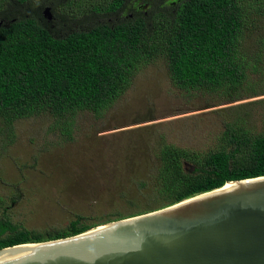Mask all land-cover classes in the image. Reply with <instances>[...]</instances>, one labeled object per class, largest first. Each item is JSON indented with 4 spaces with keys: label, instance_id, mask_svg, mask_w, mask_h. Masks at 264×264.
<instances>
[{
    "label": "trees",
    "instance_id": "1",
    "mask_svg": "<svg viewBox=\"0 0 264 264\" xmlns=\"http://www.w3.org/2000/svg\"><path fill=\"white\" fill-rule=\"evenodd\" d=\"M0 21V133L47 115L72 141L80 112L102 117L161 59L175 88L211 104L264 93V0H0ZM236 110L217 112L224 131L211 152L162 143L152 179L139 182L136 195L123 191L114 212L77 214L63 229L35 232L4 214L0 250L75 236L263 177L264 125L250 127L251 114L233 118Z\"/></svg>",
    "mask_w": 264,
    "mask_h": 264
},
{
    "label": "rangeland",
    "instance_id": "2",
    "mask_svg": "<svg viewBox=\"0 0 264 264\" xmlns=\"http://www.w3.org/2000/svg\"><path fill=\"white\" fill-rule=\"evenodd\" d=\"M258 47L253 42L252 49ZM131 84L102 117L80 112L72 141L62 139L47 115L21 119L12 131L3 127L0 219L6 214L20 229L35 232L63 229L77 214L114 212L123 191L136 195L138 183L152 179L162 143L211 152L224 131L217 112L233 108V118L251 114L250 127L264 125V93L211 104L206 95L175 88L162 59Z\"/></svg>",
    "mask_w": 264,
    "mask_h": 264
},
{
    "label": "water",
    "instance_id": "3",
    "mask_svg": "<svg viewBox=\"0 0 264 264\" xmlns=\"http://www.w3.org/2000/svg\"><path fill=\"white\" fill-rule=\"evenodd\" d=\"M44 16L52 20L49 8ZM0 264H264V176L75 236L4 248Z\"/></svg>",
    "mask_w": 264,
    "mask_h": 264
},
{
    "label": "flooded vegetation",
    "instance_id": "4",
    "mask_svg": "<svg viewBox=\"0 0 264 264\" xmlns=\"http://www.w3.org/2000/svg\"><path fill=\"white\" fill-rule=\"evenodd\" d=\"M171 1V5L172 6H175V5H177V3H181V1H183V0H170ZM178 1V2H177ZM180 1V2H179Z\"/></svg>",
    "mask_w": 264,
    "mask_h": 264
},
{
    "label": "bare ground",
    "instance_id": "5",
    "mask_svg": "<svg viewBox=\"0 0 264 264\" xmlns=\"http://www.w3.org/2000/svg\"><path fill=\"white\" fill-rule=\"evenodd\" d=\"M229 185H233V184H228L227 186H229Z\"/></svg>",
    "mask_w": 264,
    "mask_h": 264
}]
</instances>
